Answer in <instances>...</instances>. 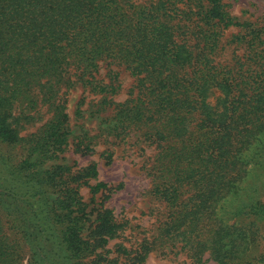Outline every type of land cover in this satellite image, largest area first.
I'll return each mask as SVG.
<instances>
[{
  "label": "trees",
  "instance_id": "obj_1",
  "mask_svg": "<svg viewBox=\"0 0 264 264\" xmlns=\"http://www.w3.org/2000/svg\"><path fill=\"white\" fill-rule=\"evenodd\" d=\"M120 69L135 82L118 101ZM78 84L100 95L95 112L112 110L106 140L137 131L156 144L151 191L166 219L153 241L193 264L205 252L249 264L264 234V26L225 0H0V264H144L152 249L113 250V210L88 216L81 187L109 185L90 182L97 163L65 157Z\"/></svg>",
  "mask_w": 264,
  "mask_h": 264
},
{
  "label": "rangeland",
  "instance_id": "obj_2",
  "mask_svg": "<svg viewBox=\"0 0 264 264\" xmlns=\"http://www.w3.org/2000/svg\"><path fill=\"white\" fill-rule=\"evenodd\" d=\"M143 1V0H142ZM231 13L240 20H249L260 27L264 26V0H225ZM231 29L226 32L228 37ZM225 56H232L234 47H229ZM120 92L114 98L118 101L128 97L134 86V78L126 70L120 69ZM108 68L101 69L102 77L109 79ZM67 98L68 113L70 115L71 144L65 157L74 169L98 164V178H91V183L103 181L109 187L93 194L87 186H82L81 192L88 203V216L92 219L101 207L113 210L116 218L124 228L121 235L111 241L114 250L119 244H124L136 251L146 241L151 247L144 264H193L190 254L181 248L180 244L159 246L153 239L159 227L165 221V205L152 193L153 173L152 165L158 152L156 144L150 143L140 132L133 131L129 136L120 139L110 136L107 140L102 135L100 127L104 119L111 116L112 110L97 113L96 103L100 95L84 89L82 84L69 89ZM90 136L91 148L84 150V136ZM81 151L76 150L80 143ZM87 142V140H86ZM264 201V199H263ZM264 227V226H263ZM245 241V240H244ZM258 248L255 253L252 249ZM253 256L264 255V234L258 236L256 243L248 248ZM112 256H117L113 252ZM253 256L249 264L254 262ZM124 260V258H122ZM255 261L257 259L255 258ZM203 264H219L210 257L209 252L203 256Z\"/></svg>",
  "mask_w": 264,
  "mask_h": 264
}]
</instances>
